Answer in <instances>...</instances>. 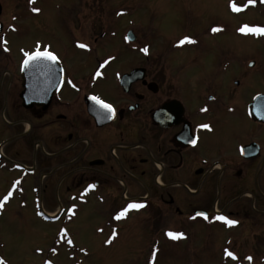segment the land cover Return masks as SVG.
I'll return each mask as SVG.
<instances>
[{
    "label": "flooded vegetation",
    "instance_id": "flooded-vegetation-1",
    "mask_svg": "<svg viewBox=\"0 0 264 264\" xmlns=\"http://www.w3.org/2000/svg\"><path fill=\"white\" fill-rule=\"evenodd\" d=\"M37 1L22 10L0 2V171L10 177L3 204H21L29 190L37 209L52 215L41 219L59 224L66 212L75 215L92 202L110 230L146 210L143 223L162 239L170 230L189 235L200 221L230 229L257 220L264 228V120L257 116H264V99L257 101L264 79L263 88L244 91L251 79L230 77V55L216 74L204 73L199 62L157 60L136 33L130 41V30H101L92 41L73 32L64 55L53 41L14 48L20 25L37 16L27 14V3L39 16ZM103 44L109 50L98 53ZM37 50L60 60L57 90L50 65L37 70V79L24 66L26 53ZM78 53L83 58L67 64L65 56ZM190 67L197 73L186 78ZM92 96L114 114L102 112ZM28 179L35 180L30 189ZM214 192L217 200H202ZM133 203L143 206L129 208Z\"/></svg>",
    "mask_w": 264,
    "mask_h": 264
},
{
    "label": "rangeland",
    "instance_id": "rangeland-1",
    "mask_svg": "<svg viewBox=\"0 0 264 264\" xmlns=\"http://www.w3.org/2000/svg\"><path fill=\"white\" fill-rule=\"evenodd\" d=\"M0 2L22 10L28 0ZM36 4L41 8L39 16L27 3V14L37 16L29 14L20 25L18 35L12 37L14 48H31L36 40L53 41L58 55H64L73 32L92 41L101 30H131L144 46H150L157 60L199 62L208 68L204 73L216 74L220 59L230 55V77L250 78L243 87L246 92L263 88L264 33L240 29H264V0H38ZM108 50L103 44L97 52ZM79 57L83 54L66 55L65 61L72 65ZM251 61L256 63L252 68ZM196 73L190 67L184 77ZM200 75L205 76L201 71ZM3 140L0 135V144ZM9 181L0 171V264H264V228L257 220L230 229L200 221L178 241L169 232L163 239L154 238L155 231L143 223L146 210H138L132 220L110 230L103 225L97 204L91 202L76 216L66 212L61 223L49 224L39 217L35 195L29 190L21 204L1 202ZM27 181L30 189L35 180ZM211 195L202 200L219 198L216 192Z\"/></svg>",
    "mask_w": 264,
    "mask_h": 264
},
{
    "label": "snow or ice",
    "instance_id": "snow-or-ice-1",
    "mask_svg": "<svg viewBox=\"0 0 264 264\" xmlns=\"http://www.w3.org/2000/svg\"><path fill=\"white\" fill-rule=\"evenodd\" d=\"M233 9L236 11H239V8L236 7L235 4L232 5ZM33 11H39L38 9H33ZM214 31L216 29H213ZM241 31H245L247 30L248 32H253V33H264V29H260V28H242L240 29ZM184 40H189V38L185 37ZM184 41L182 40L181 43H183ZM81 47H86L85 45H80ZM145 51H147V49H145ZM27 59L24 61L25 66H27L29 63H35L37 66H39L40 62L42 60H47V61H52L55 62L56 61V56L53 55L52 53L48 52V51H39L37 50L34 53H26ZM91 99L93 100V102L99 107V109L104 112L107 113L109 115L114 114V109L113 106L109 103H106L105 101H103L102 99L96 97V96H92ZM202 127L207 128V125H203ZM193 144L196 143L195 140L191 141ZM5 199H7V197H5ZM143 205L141 204H130L129 208H140ZM199 215H203L205 216V218H207V215L205 213H198ZM125 212L122 211L121 213H119L117 218H120L121 216H124ZM218 219L224 221L225 223H227L228 225H233L235 223H237L235 220H230L224 216H219ZM168 235L172 238H180V236H182V233H175V232H169ZM226 254L228 256H231L233 259H235V256L232 252H228L226 250ZM248 259H251L250 257Z\"/></svg>",
    "mask_w": 264,
    "mask_h": 264
},
{
    "label": "water",
    "instance_id": "water-1",
    "mask_svg": "<svg viewBox=\"0 0 264 264\" xmlns=\"http://www.w3.org/2000/svg\"><path fill=\"white\" fill-rule=\"evenodd\" d=\"M1 13H2V6L0 4V15H1ZM129 38H130V40H134L135 39V36L133 35L132 32L129 33ZM47 64L50 65L51 66L50 69L53 70V81L51 82V79H50V81H49V83L51 84L50 86H52L53 90H57L59 88L60 84H61L62 77H63V75H62V67H61V65H60V63L58 62L57 59H56L55 62L42 60L40 62V64H39V66H37L35 63H29L25 67H26V69H30L33 72V74H32L33 76L31 75L32 78L37 79L38 78L37 70L38 71L48 70L49 67H48ZM254 65H255V63L252 62L250 64V67H253ZM40 66L42 67V69L40 68ZM51 94L48 95V98L51 96ZM259 99H264V97H258L257 101ZM257 116L263 118L262 120H264V116L263 115L261 116L260 113H257Z\"/></svg>",
    "mask_w": 264,
    "mask_h": 264
},
{
    "label": "bare ground",
    "instance_id": "bare-ground-1",
    "mask_svg": "<svg viewBox=\"0 0 264 264\" xmlns=\"http://www.w3.org/2000/svg\"><path fill=\"white\" fill-rule=\"evenodd\" d=\"M41 15V14H40Z\"/></svg>",
    "mask_w": 264,
    "mask_h": 264
}]
</instances>
